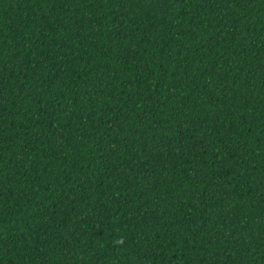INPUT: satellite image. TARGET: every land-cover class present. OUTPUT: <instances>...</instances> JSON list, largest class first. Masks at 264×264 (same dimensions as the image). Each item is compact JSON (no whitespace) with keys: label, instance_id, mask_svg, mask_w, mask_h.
<instances>
[{"label":"trees","instance_id":"1","mask_svg":"<svg viewBox=\"0 0 264 264\" xmlns=\"http://www.w3.org/2000/svg\"><path fill=\"white\" fill-rule=\"evenodd\" d=\"M0 264H264V0H0Z\"/></svg>","mask_w":264,"mask_h":264}]
</instances>
